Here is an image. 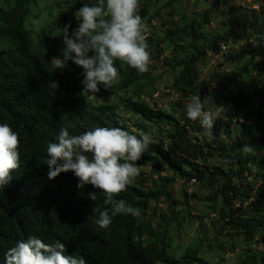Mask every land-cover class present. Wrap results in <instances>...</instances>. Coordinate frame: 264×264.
<instances>
[{
	"label": "trees",
	"instance_id": "1",
	"mask_svg": "<svg viewBox=\"0 0 264 264\" xmlns=\"http://www.w3.org/2000/svg\"><path fill=\"white\" fill-rule=\"evenodd\" d=\"M209 1L198 19L188 22L183 17L161 30L159 45L171 52L166 59L173 77L169 89L177 97L169 106H159L154 94L160 77L138 73L122 61L115 62L118 83L96 94L83 91V70L71 60L63 69L50 65L53 57L62 56L63 28L70 25L71 34L78 25L74 13L95 0H65V11L37 27L38 0H0V123H8L20 140V167L0 190V264L9 248L30 235L48 244L60 242L65 255L82 257L85 264H227L224 256L207 259L211 246L203 240L181 247L175 243V231L182 226L174 219L171 187L177 179H197L210 189L204 201L212 240L223 250L228 245L237 252L241 246L230 264H264V3L256 9L235 0ZM150 5L151 0H139L144 34ZM216 10L225 17L222 28L210 34L206 19ZM235 42L243 45L231 60L245 63L229 80L237 86L247 81L249 91L238 89L227 98L233 106L224 107L209 134L186 116V105L193 96L206 99L205 107L213 101L200 66L210 53ZM258 96L261 105L255 108ZM96 127H120L137 136L157 133V141L151 140L147 154L136 162L139 168L147 159L151 174L140 171L112 202L123 200L140 215L117 214L108 229L95 223L98 212L93 209L112 206L104 204L101 190L90 184L78 189L71 171L50 180L45 164L46 146L61 128L79 135ZM249 144L253 152L243 153ZM252 169L263 181L254 195L253 185L243 181ZM94 191L95 201L88 198ZM251 196L255 200L243 208ZM161 203L166 207L159 218L147 217ZM255 238L262 245L253 246Z\"/></svg>",
	"mask_w": 264,
	"mask_h": 264
},
{
	"label": "clouds",
	"instance_id": "2",
	"mask_svg": "<svg viewBox=\"0 0 264 264\" xmlns=\"http://www.w3.org/2000/svg\"><path fill=\"white\" fill-rule=\"evenodd\" d=\"M74 16L77 27L69 34L70 25L62 30V56L49 62L54 69H63L69 60L82 68L83 91L98 93L118 83L120 74L115 66L122 61L138 73L149 70L150 53L145 38V24L139 14V0H95L83 4ZM206 99L193 96L186 105V116L211 133L220 109L205 110ZM221 108H223L221 106ZM151 136H137L120 127H96L79 135L61 128L54 142L46 146L48 178L69 171L78 178L77 188L92 185L101 190L104 204L112 205L114 195L126 191L139 175L136 162L149 150ZM19 135L8 123H0V190L11 182L20 167ZM242 152L250 154L253 147L244 145ZM96 200V193L88 194ZM98 212L96 225L108 229L117 214L139 216L140 210L126 206L123 200ZM60 242L48 244L35 235L17 241L3 256V264H85L79 256L64 254Z\"/></svg>",
	"mask_w": 264,
	"mask_h": 264
},
{
	"label": "rangeland",
	"instance_id": "3",
	"mask_svg": "<svg viewBox=\"0 0 264 264\" xmlns=\"http://www.w3.org/2000/svg\"><path fill=\"white\" fill-rule=\"evenodd\" d=\"M65 0H38V7L36 9L37 19L34 27H37L40 23H45L48 18L56 16L58 13L65 11L68 8V4ZM209 0H151V9L149 10V17L147 21V31L145 34L146 41L151 43L150 63L148 72L153 78L160 77V80L156 84L157 91L154 94L155 104L161 106H169L170 102L176 100V95L169 89L172 83L173 77L170 74L169 67L166 64V59L171 53L163 45H159L161 41V30H165L170 22H178L180 18H185L188 22L196 20L199 15L209 8ZM235 3L245 7H253L260 9L262 0H235ZM224 15L221 10H216L210 13L208 19H206V32L213 34L222 28V22ZM150 38V40H149ZM243 42L230 43L223 45L221 52L210 53L206 63L201 67V80L210 91L213 101L209 103L205 110L210 112H216L220 109L218 117H221V113L226 106L232 107L233 104L227 100V98L233 96L238 89L243 92H248L247 81L241 80L239 86L235 82L229 80L232 72H239L240 68L245 62L238 63L231 60L230 55H234L240 50ZM259 61H257L258 63ZM256 81L261 83L263 78L258 76L257 71H254ZM252 90V89H251ZM260 96L253 103V106L260 107ZM204 101V99H202ZM221 106L223 108H221ZM126 116L131 117L129 114ZM216 118V119H217ZM235 128V124L232 125ZM151 140L157 141V133L151 136ZM145 153L144 155H146ZM145 164L139 167L140 171H145L149 175L151 174V166L146 164L147 159L144 160ZM166 173H162L165 175ZM155 179L158 175L153 176ZM243 181L253 185L254 189L251 195L255 194V189L262 185V180L256 169H252V172H247ZM173 192V198L175 201V218H179L182 226L180 225L175 234V243L181 247L184 244L190 243L192 240H203L205 244H210L206 258L213 260H219L224 256L227 259V264L235 261L237 256L242 252L241 246L237 252L230 250L228 245L225 250L216 246V243L212 240L214 238V232L212 231L211 221L207 214L209 210L205 205V198L210 192V189H206L202 182L197 179H192L190 182H185L181 179H177L175 184L171 187ZM255 200L253 196L244 199L242 203L243 208L246 207L251 201ZM240 205V204H238ZM166 204L161 203L154 210L149 211L147 217L158 219L159 214L165 210ZM201 221H204L203 229L200 226ZM220 241H226V238L219 236ZM225 243V242H224ZM253 246L257 247L261 244L257 243V238L252 242Z\"/></svg>",
	"mask_w": 264,
	"mask_h": 264
}]
</instances>
